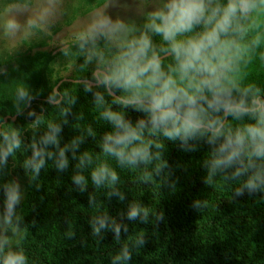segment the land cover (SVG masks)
Listing matches in <instances>:
<instances>
[{
  "label": "trees",
  "instance_id": "1",
  "mask_svg": "<svg viewBox=\"0 0 264 264\" xmlns=\"http://www.w3.org/2000/svg\"><path fill=\"white\" fill-rule=\"evenodd\" d=\"M105 1L95 0L94 5ZM199 31L202 28L189 35ZM153 37L167 72L175 61L170 52L160 51L167 48V43L159 35ZM93 48L108 60L117 53L100 36L95 45L89 43L83 50L75 39L58 52L36 49L10 55L0 62L6 65L0 72V151L8 143L4 133L11 136L15 131L21 141L6 159L0 156V197L6 198V186L13 179L25 188L11 221L20 225L19 237L14 244L3 247L0 264L9 251H23L25 264H264V183L257 191L244 189L242 194L237 193L249 176L264 168V158L253 157L252 167L244 155L231 166L217 169L208 183L212 153L223 142V136L215 143H210L207 135L184 143L179 138L169 140L161 133L150 136L145 128V141H153L151 161L121 165L102 150L104 136L116 131L102 113L106 109L118 112L133 127L141 119L148 124L147 114L115 103L117 97L130 95L121 89H111L116 94L113 96L98 83L86 90V81L59 83L63 76L54 75L56 55L67 49L76 57V65L66 77L97 82L96 58L86 63V55ZM262 53L264 47L260 45L250 60L241 61L236 75L243 86L255 85L264 97ZM20 90L28 95L20 97ZM97 93L103 96V102L97 103ZM5 116L8 119L4 122ZM249 123L255 121L248 116H227L225 130L234 133ZM50 125L59 129L55 133L57 142L45 144ZM156 143L162 147L156 148ZM33 144L44 150L39 173L33 172L31 164L25 167V162L34 156ZM61 149L67 158L63 169L58 167ZM101 164L118 174L111 187L107 181L96 186L92 180V171ZM158 164L162 167L157 172ZM245 166L247 170L234 175L237 168ZM77 173L85 178L83 190L73 180ZM133 204L148 210L146 220L143 212L129 218ZM100 219L105 223L95 234L93 223L99 225ZM125 247L130 258L115 260Z\"/></svg>",
  "mask_w": 264,
  "mask_h": 264
},
{
  "label": "clouds",
  "instance_id": "2",
  "mask_svg": "<svg viewBox=\"0 0 264 264\" xmlns=\"http://www.w3.org/2000/svg\"><path fill=\"white\" fill-rule=\"evenodd\" d=\"M260 15H264V0H227L226 3L220 0H166L162 6L146 15L145 30L139 35H135L136 29L129 28L123 21L118 19L113 22L107 17L100 18L87 31L81 32L78 36L81 50L89 43L95 45L100 36L116 44L118 51L110 60L93 48L86 56V63L95 57L97 69L94 79L98 85L130 93L126 97H117L114 102L144 111L150 124L149 127L141 119L133 127L122 114L106 109L102 115L112 122L116 131L104 136V154L114 156L121 165L149 163L153 141H145L143 137V130L148 128L150 136L161 133L169 140L179 138L184 143L190 138L205 135L210 143H215L223 136V142L212 153L208 183L212 182V174L217 169L231 166L235 161L242 160L244 155L249 158V166L255 167L251 164L252 158H264V97L255 85L243 86L236 73L241 61L250 60L264 38V32L257 31L248 40L249 33L260 27L257 19ZM28 24L31 26L34 21L29 20ZM198 27L202 31L189 35ZM18 28L16 19L7 20L6 30L15 31ZM149 32L159 35L168 45L160 49L165 53L170 52L175 61V66L169 65L167 72L162 67L161 56ZM64 51L67 54V49ZM85 87L90 90L91 85ZM19 94L22 98L28 95L24 90H20ZM96 99L97 103L103 102V96L99 93ZM227 116L236 119L248 116L255 123L237 128L233 133L231 129L225 130L224 118ZM50 128V133L44 137L45 144L57 142L55 133L59 129L51 125ZM4 140L8 143L0 151V156L6 159L14 149L20 147L21 141L15 131L11 136L4 133ZM133 142L138 143L130 148ZM155 147L159 149L162 144L156 143ZM43 157L44 150L35 148L32 160L26 161L25 167L31 164L33 172L39 173L44 164ZM156 158L159 159V153ZM80 163H84L83 157ZM66 164L65 150L61 149L58 167L63 169ZM161 167L158 164L156 171ZM247 167L237 168L234 175H239ZM91 176L96 186L107 181L111 187L118 180L117 172L107 164L95 168ZM73 180L84 189L86 182L82 174L77 173ZM261 183H264V168L249 176L237 193L242 194L244 189L257 191ZM5 194L4 222L11 225L14 206L20 198L18 186L7 185ZM196 203L200 205L199 201ZM141 212L146 220L148 210L133 204L128 216L135 218ZM104 223V219H100L99 225L93 223L95 234H99L100 226ZM115 231L118 235V225ZM6 242V238L0 240V253H3ZM129 258V250L125 247L114 259ZM25 261L23 251H9L3 255V264H25Z\"/></svg>",
  "mask_w": 264,
  "mask_h": 264
},
{
  "label": "rangeland",
  "instance_id": "3",
  "mask_svg": "<svg viewBox=\"0 0 264 264\" xmlns=\"http://www.w3.org/2000/svg\"><path fill=\"white\" fill-rule=\"evenodd\" d=\"M25 1L0 0V62L10 55L36 49L58 52L69 42L78 39L81 32L87 31L102 17L110 18L113 22L119 19L129 28L136 29L134 34L139 35L145 30L146 15L166 2V0H106L103 4L96 6L95 0L90 3L82 0ZM12 18L16 19L19 28L15 31L6 30V22ZM257 19L260 27L249 33L248 40L257 31L264 32V15L258 16ZM29 20L34 21V24L29 26ZM148 34L156 48L153 33ZM110 43L118 51L116 44ZM261 46L264 47V38H262ZM75 65L74 54L62 52L56 55L53 62L54 75L66 77L71 74ZM5 67V64H0V72ZM11 184L18 186L20 198L14 208H19L25 195V188L16 179H13ZM5 200L6 198L0 197V240L7 239L3 247L14 244L20 233L19 224L11 222V225H8L4 222Z\"/></svg>",
  "mask_w": 264,
  "mask_h": 264
},
{
  "label": "water",
  "instance_id": "4",
  "mask_svg": "<svg viewBox=\"0 0 264 264\" xmlns=\"http://www.w3.org/2000/svg\"><path fill=\"white\" fill-rule=\"evenodd\" d=\"M95 72H96V70H95ZM95 72H94V73H95ZM62 80L79 81V82H80V81H86V82L88 83V85H94V84L98 83V82H94V81L87 80V79H74V78H68V77H63V78L59 81V83H60ZM54 90L56 91V87L54 88ZM107 90H108V92H109L111 95L116 96V94H115L111 89H107ZM60 99H61V96H60L59 99H58L57 101H55V102H58ZM15 117H16V115H13V116H11V119L14 120ZM7 119H8V116H5L4 119H3V121L5 122ZM225 119H226V117L224 118V120H225Z\"/></svg>",
  "mask_w": 264,
  "mask_h": 264
}]
</instances>
